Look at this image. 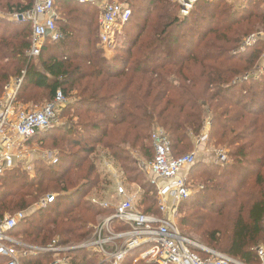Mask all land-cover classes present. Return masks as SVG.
Segmentation results:
<instances>
[{
	"label": "trees",
	"instance_id": "trees-1",
	"mask_svg": "<svg viewBox=\"0 0 264 264\" xmlns=\"http://www.w3.org/2000/svg\"><path fill=\"white\" fill-rule=\"evenodd\" d=\"M35 1L0 0V9L26 12ZM130 2L131 8L139 2L147 4L142 12L146 21L132 39L127 30L132 12L112 59L98 46L96 7L56 0L63 38L57 43L46 41L38 63L29 55L32 25L0 18V105L6 85L16 79L24 80L18 95L21 107L42 104L44 97L53 101L59 91L76 100L61 115L62 120L72 116L69 125L40 133L31 142L45 143L56 131L53 146L60 150L58 161L37 163L33 176L17 167L0 178V219L24 213L12 237H22L30 245L46 247L53 241L60 246L81 245L98 218L114 213L91 197L101 188L105 159L123 175L125 184L141 187L139 209L160 215L156 188L137 168L131 150L153 161L152 133L160 126L170 138L173 156H185L193 152L209 122L211 143L228 150L230 160L224 165L196 163L191 168L189 181L194 177L198 187L182 204V233L187 238L184 232L195 235L245 264H260L264 40L246 50L241 46L245 36L264 30V4L249 0L232 12L224 0H200L188 16L181 17L174 0ZM44 196L55 200L35 210ZM115 228L128 230L118 224ZM139 252L124 264H134ZM43 255L24 256L21 264L56 261ZM69 255L84 256L78 263L73 259V264H95V258L84 251ZM7 262L0 259V264Z\"/></svg>",
	"mask_w": 264,
	"mask_h": 264
},
{
	"label": "built area",
	"instance_id": "built-area-1",
	"mask_svg": "<svg viewBox=\"0 0 264 264\" xmlns=\"http://www.w3.org/2000/svg\"><path fill=\"white\" fill-rule=\"evenodd\" d=\"M75 1L82 5L99 4L97 0ZM199 1L177 0L184 16H188ZM206 1L213 3L217 0ZM100 8V46L113 51L118 46L125 25L132 18V9L128 4L115 0H106L100 4ZM9 16L16 22L32 25V48L29 52L32 58L42 54L46 41L57 43L63 38L58 27L60 14L56 0H36L32 10L14 12ZM0 17L5 16L0 13ZM260 39V35L250 36L243 41L241 50L255 45ZM23 82V79H16L7 84L0 105V178L17 168L19 163L24 164L27 160L31 162L32 155L36 153L31 148L32 140L40 133L64 126L61 115L70 105L69 99L59 91L52 102L41 108H22L18 104V95ZM206 127L196 139L198 148L209 141V122ZM152 141L154 160L148 163L139 161L138 164L142 171L151 175L149 181L156 188L160 215L142 212L138 207V194L129 192L123 179H118L117 172L113 178L120 200L115 206L100 203L104 208H112L114 213L92 227L90 237L81 245L85 248L84 252L97 254L107 264H124L135 251L141 252L134 264H245L227 254L199 245L181 233L177 224L180 206L194 195V188L186 173L196 164L197 153L174 157L170 138L160 126L154 128ZM215 154L216 163L224 165L230 160L229 152L224 148L216 149ZM41 155L47 159L46 154ZM48 159L56 163L58 155L49 153ZM25 168L28 171L32 169L29 164ZM54 200V196L47 197L37 209ZM94 202L97 201L94 199ZM24 218L25 214L21 212L0 221V259H7V264H21L24 256L35 251L54 255L57 259L53 264H73V257L68 253L73 247L60 246L57 241H53L46 247L34 248L12 237V232ZM115 224L125 226L128 230L116 231ZM17 248H23V251L18 253ZM257 254L260 264H264V247H260Z\"/></svg>",
	"mask_w": 264,
	"mask_h": 264
},
{
	"label": "rangeland",
	"instance_id": "rangeland-1",
	"mask_svg": "<svg viewBox=\"0 0 264 264\" xmlns=\"http://www.w3.org/2000/svg\"><path fill=\"white\" fill-rule=\"evenodd\" d=\"M115 1H118V2H120L122 4H128L130 8L132 7V5H130V3H131L130 0L129 1H126V0H115ZM254 1H256L257 4H264V0H254ZM174 2L175 3H178L177 0H174ZM248 2H249V0H224V4L227 5L228 7H230L231 10H232V12L234 10H239V6L242 7V5H246ZM148 7H150V6L148 5ZM131 9H132V12H133V22L128 27L127 30H129V32H128L129 33V37H133L132 39H134L136 37L138 31L141 30L142 26L144 25V22L146 21L145 18H144V16H142V12H144L147 9V4H144L142 2H139L133 8H131ZM100 12H101V10L99 11V15H100ZM179 14H180L181 17H185L181 13L180 7H179ZM259 29L260 30L258 32L256 31L255 33L251 34L250 36L260 35V37L264 40V30H262V28H259ZM124 35H125V33H123V36ZM250 36H248V37L245 36L242 40L244 41L245 39L249 38ZM99 49L101 51H103V54L104 55H107L109 59H112L111 57H114L115 54H116L115 50H113V51L112 50H106L105 48L101 47L100 44H99ZM44 57L45 56H43L42 58H44ZM263 67H264V61L260 64V68H263ZM71 99H73V98L69 96V100H71ZM50 102H52V101H50L49 99H46L44 97L42 104H28L27 106H23L22 108H26V109L41 108V107L45 106L46 104H48ZM73 114L74 113L71 112V115H73ZM71 117L72 116H65V118L63 120V123H64L65 127L70 124V118ZM47 133H49V131ZM54 135H57L56 131H54V132L52 131L48 135V137L50 138V140H48L47 142L41 143V144L39 143L37 145L32 146L31 147L32 150H35L36 153H34V156L32 155L31 162L28 163V160H27L26 163H24V164H20L19 163L17 165V167L22 170L23 168L26 169L25 168V165L29 164L32 167V169L30 171L27 170L28 171L27 173H28V175L33 176V175H35V172H36L37 163L42 162V163H44L46 165L51 164V160L48 159V154L49 153L56 154V153H59V151H60L59 148H55L53 146V142H55V138H54L55 136ZM52 138H53V140H52ZM60 138H62V136ZM195 150L196 149H195V146H194L193 152H195ZM193 152H191V153H193ZM130 153H131L130 155L132 157H135V159L137 160V164H136L137 168L139 169L140 172H142L144 174V176L148 180L149 179V176L144 171L141 170L140 165L138 163H139V161L148 163L151 160L149 158H147L146 156H144L143 154H141L139 152V150H131ZM191 153H188V154H191ZM41 154H46L47 159H44V156L41 155ZM188 154H184V155H188ZM41 156H43L42 157L43 159L41 158ZM106 162L101 163L102 171L104 170L103 171L104 173L102 174L103 175V178L101 180L102 181L101 188L98 191H95L94 194L91 195V197H92L93 201L95 199V201H97L98 203H108V204H110L112 206L113 205L115 206L116 205V201L112 198L113 192H111L116 187V180H114L113 177H114V174H116L117 172H118V176H119L118 179H121V178L123 179V175L115 168V166L110 161H108L107 164H106ZM189 176H190V174H189ZM122 179H121V181H122ZM109 182L111 183V185L109 184ZM122 182H124V184H125V181L124 180ZM189 182L191 184V187L193 185V187H194L193 192L195 193V189L198 187V180L197 179H194V177L193 178L191 177ZM133 185H136V184H133ZM136 186L133 187V190L134 191L137 190ZM46 196H44V198H46ZM44 198H42V199H44ZM140 201H141V198L139 199V204H140ZM41 202L35 206V208H34L35 210H37V206L40 207ZM182 204H181L180 209H179V218L177 220V224H178V227H179L181 233H182V230H181V227H180V219L182 217V214H181ZM34 209H32V212H33ZM110 210H113V209L110 208ZM13 216H15V215L6 214V215H4L3 219H0V221L4 220L6 217H13ZM106 217H102V218L100 217V218H98L96 220V223H93V226H97V224H99ZM184 234H186L191 240L195 241L199 245H202L204 247H208V248L213 249V246L212 245H209L208 243L202 242L197 236L192 235V234H187L185 232H184ZM15 239L17 241L21 242L23 245H26L28 247H34V248L38 247V246L30 245V243L27 240H24L22 237H17ZM81 245L72 246V247H79ZM213 250L217 251L216 248L213 249ZM17 251H19L18 253H21L23 251V248H17ZM35 254H41V253L40 252L33 251L31 255H35ZM87 254L89 255L88 257H94L95 258V262H94L95 264H107V263L102 262V260H101L100 257L97 258L96 257L97 254H89V253H87ZM41 255H43V254H41ZM47 255H52V254H47ZM93 255H95V256H93ZM43 256H44L43 258L49 259V261H50V259H54V260L57 259V258H54V256H49L50 258L48 256H46V255H43ZM82 257H84V256H77L76 259L75 258H73V259H75L77 261V263H78V262H80L82 260Z\"/></svg>",
	"mask_w": 264,
	"mask_h": 264
},
{
	"label": "crops",
	"instance_id": "crops-1",
	"mask_svg": "<svg viewBox=\"0 0 264 264\" xmlns=\"http://www.w3.org/2000/svg\"><path fill=\"white\" fill-rule=\"evenodd\" d=\"M97 1H99V4H96V5H94V4H87V5H90V6H93V7H96L99 11H100V4H102L103 2H106V0H97ZM0 13H2V14H4V16L5 17H0L1 19H5V20H7V21H10V22H12V23H18V24H21V23H19V22H16L15 20H12L11 18H8V16H9V14H13V13H9V12H7V11H5V10H0ZM100 16H101V12H100V15H99V18H98V22H99V20H100ZM10 17V16H9ZM124 30V29H123ZM99 37H100V24H99ZM99 46V45H98ZM107 50V49H106ZM42 55V54H41ZM41 55L39 56V57H35V58H32V59H35L36 60V62H37V59L38 58H40L41 57ZM105 56H107V55H105ZM107 58H108V56H107ZM111 58H113V57H111ZM264 58V57H263ZM263 61H264V59H263ZM262 61V62H263ZM38 63V62H37ZM262 69V68H261ZM258 75V74H257ZM12 81V80H11ZM68 98V97H67ZM73 99H71V100H69V103H74L76 100H75V96H73L72 97ZM69 99V98H68ZM205 128L207 129V127L205 126ZM205 128H204V130H205ZM208 133H209V141H208V143H206V144H204V145H202L201 147H197V144H196V141H195V152L197 153V164L198 163H203V164H208V165H211V164H219V163H216V154H215V151H216V149H218V147H216V146H214L212 143H211V139H210V134H211V126L210 127H208V131H207ZM57 155H58V153H56ZM103 162H106V159L105 160H103ZM102 162V163H103ZM108 162V161H107ZM107 162H106V164H107ZM221 165V164H220ZM190 171H191V169H189L188 171H187V173L186 174H188V176H189V174H190ZM149 176V179H148V181L150 180V178H151V175H148ZM126 186H127V188H128V190H129V192H131V193H135V194H138V199H140L141 198V192H142V190H141V187L139 186V185H129V184H125ZM136 186V188H137V190L136 191H134L133 190V187H135ZM132 187V188H131ZM131 188V189H130ZM112 192H113V196H112V198L116 201V203H118L119 202V200H120V198L117 196V194H116V189H114V190H112Z\"/></svg>",
	"mask_w": 264,
	"mask_h": 264
},
{
	"label": "water",
	"instance_id": "water-1",
	"mask_svg": "<svg viewBox=\"0 0 264 264\" xmlns=\"http://www.w3.org/2000/svg\"><path fill=\"white\" fill-rule=\"evenodd\" d=\"M85 250L84 247H73L68 250V253H78V252H83Z\"/></svg>",
	"mask_w": 264,
	"mask_h": 264
}]
</instances>
